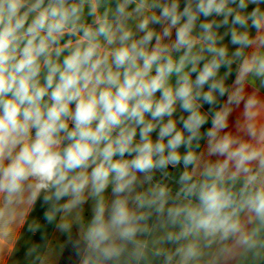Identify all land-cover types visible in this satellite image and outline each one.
<instances>
[{
    "label": "clouds",
    "instance_id": "9594fccd",
    "mask_svg": "<svg viewBox=\"0 0 264 264\" xmlns=\"http://www.w3.org/2000/svg\"><path fill=\"white\" fill-rule=\"evenodd\" d=\"M49 226L63 264H264V0H0V236Z\"/></svg>",
    "mask_w": 264,
    "mask_h": 264
},
{
    "label": "crops",
    "instance_id": "0c3cea01",
    "mask_svg": "<svg viewBox=\"0 0 264 264\" xmlns=\"http://www.w3.org/2000/svg\"><path fill=\"white\" fill-rule=\"evenodd\" d=\"M47 237V246L34 252L27 264H60L63 237L54 226H49ZM39 239V233L31 237L22 227L16 228L8 237L0 236V264H24L26 250L31 244L39 242Z\"/></svg>",
    "mask_w": 264,
    "mask_h": 264
},
{
    "label": "trees",
    "instance_id": "16d2710c",
    "mask_svg": "<svg viewBox=\"0 0 264 264\" xmlns=\"http://www.w3.org/2000/svg\"><path fill=\"white\" fill-rule=\"evenodd\" d=\"M68 259H69L68 255L65 254V255L63 256V258H62L60 264H63V261H66V260H68Z\"/></svg>",
    "mask_w": 264,
    "mask_h": 264
}]
</instances>
